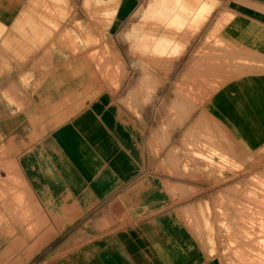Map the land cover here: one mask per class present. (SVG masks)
<instances>
[{
    "label": "crops",
    "instance_id": "obj_1",
    "mask_svg": "<svg viewBox=\"0 0 264 264\" xmlns=\"http://www.w3.org/2000/svg\"><path fill=\"white\" fill-rule=\"evenodd\" d=\"M137 4L0 0V169L6 160L11 162L21 183L13 195L28 203L30 216L49 218L50 223L35 232L51 231L55 217L83 218L73 231L68 229L71 223L60 232L88 233V249L107 250L45 264H197L189 260L192 255L173 245L167 248L160 234L165 228V174L150 172V135L120 122L116 97L85 95V74L95 66L87 64V57L101 56V46L99 52H87L86 25L105 24L109 45L117 47L115 34ZM194 4L148 1L147 25L141 34L129 33L136 38L135 53L141 57L144 51L165 47V41L151 43L157 37H175L185 10ZM168 23L175 24L174 33ZM99 30L88 36L101 45ZM176 50L180 68L164 88H194L201 76L209 80L214 68L230 73L203 100L182 101L189 107L188 119L198 121L204 114L213 132L221 128L248 148L261 150L264 0H225L211 23L208 19L196 37L183 40ZM106 73L114 78L113 69ZM195 105L200 107L192 113ZM126 121H133V115L126 113ZM150 206L156 212H149ZM91 218H108L112 225L90 226ZM32 259L25 264L41 263Z\"/></svg>",
    "mask_w": 264,
    "mask_h": 264
},
{
    "label": "rangeland",
    "instance_id": "obj_2",
    "mask_svg": "<svg viewBox=\"0 0 264 264\" xmlns=\"http://www.w3.org/2000/svg\"><path fill=\"white\" fill-rule=\"evenodd\" d=\"M148 1L138 0L135 11L119 28L117 47L109 45L105 24L86 25L87 52H99L101 46V56L87 57V64L95 66L85 74V95L102 92L103 97H116L120 122L150 135V172L165 174V228L160 234L165 235L167 248L177 247L186 256L192 255L189 260H197V264H264V146L255 151L221 128L213 132L204 114L200 120L190 121L189 107L182 105L183 100H203L230 73L214 68L209 80L201 76L194 88L163 87L178 74L176 49L183 40L196 37L208 19L210 24L225 0H195L193 7L185 10L175 37L155 38L152 45L165 41V47L149 49L140 57L133 49L136 38L133 41L129 33L141 34L147 25L151 16ZM167 26L174 33L175 24ZM99 27L101 45L93 35L91 39L88 36L98 35ZM108 69L114 70L113 79L106 73ZM199 107L195 105L192 113ZM126 113L133 115V121H126ZM2 165L0 264H25L31 258L45 264L46 260L60 262L62 257L97 256L107 251L88 249L92 243L88 233L60 232L71 223L68 229L73 231L83 224V218L55 217L48 228L51 231L35 232L50 220L30 216L28 203L12 193L14 186L21 185L13 164L6 160ZM149 212L156 209L150 206ZM88 224L102 228L101 224L105 227L112 222L91 218Z\"/></svg>",
    "mask_w": 264,
    "mask_h": 264
}]
</instances>
